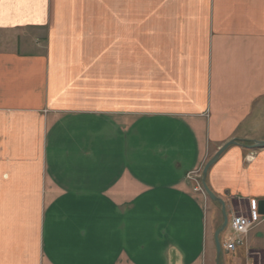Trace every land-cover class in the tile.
<instances>
[{"label":"crops","instance_id":"crops-1","mask_svg":"<svg viewBox=\"0 0 264 264\" xmlns=\"http://www.w3.org/2000/svg\"><path fill=\"white\" fill-rule=\"evenodd\" d=\"M101 2L0 0V264H217L187 175L238 140L207 185L229 221L264 201V0H158L141 55L132 0ZM230 236L221 264H264V216Z\"/></svg>","mask_w":264,"mask_h":264},{"label":"rangeland","instance_id":"rangeland-1","mask_svg":"<svg viewBox=\"0 0 264 264\" xmlns=\"http://www.w3.org/2000/svg\"><path fill=\"white\" fill-rule=\"evenodd\" d=\"M157 3H158V0H132V11H133V16H135V24H134V29H135V33H134V47H135V53L136 54H140L141 55V50L142 47H143V44L146 46V47H152V46H156L157 44V40L159 37H157V29H156V24H142L140 23V18L141 16H153V15H158V11L159 9L157 8ZM109 6H110V2L109 0H102L101 2V8L100 10L99 9H96V12L97 11H101L103 16L105 15H108L109 14ZM87 11H91V9H85ZM143 27H145L146 29H143ZM143 40V42H142ZM143 44H142V43ZM138 57V56H137ZM139 58H141V56H139ZM245 144H252L248 141H245L244 142ZM211 152V150H210ZM211 154V153H210ZM256 154L257 152L254 151V150H249L248 152H246L245 156H244V161L245 163H251L255 160V157H256ZM209 155V153H208ZM209 157H211L209 155ZM207 164V163H206ZM204 165L200 168V169H197L195 171H191L189 173V175L195 177L194 180H195V187H194V190L195 192L197 193H201V191L197 190L196 191V187L201 184V186H203V183H202V179H203V169H204ZM204 195V194H203ZM206 197V200L207 202H209V198L206 195H204ZM235 202V201H234ZM255 203L257 205V210H258V203L257 201H250L248 203V212L246 210L244 211H241V210H235V212L231 213V218H230V221L232 219L233 216H241V215H244L245 217H251L252 216V211H253V206L252 204ZM240 204V200H237L234 204V206H237ZM240 209V208H239ZM262 216V215H261ZM219 224L223 221V218H219ZM259 224L255 225L253 227V229L251 231H253L256 227H258L259 225H261L263 223V216L262 218L259 220ZM250 231V232H251ZM230 233V235H233L231 232V228H230V224L228 225V228L225 229V231L223 233H221V237L224 238V236L227 234V233ZM250 232L248 233V235L250 234ZM247 235V236H248ZM246 236V237H247ZM223 250H224V247H223ZM253 260L255 259V264H259V256L258 254H253L252 253V257H251ZM251 259L249 261V263H251ZM245 262V261H244ZM246 262H248V260H246Z\"/></svg>","mask_w":264,"mask_h":264},{"label":"water","instance_id":"water-1","mask_svg":"<svg viewBox=\"0 0 264 264\" xmlns=\"http://www.w3.org/2000/svg\"><path fill=\"white\" fill-rule=\"evenodd\" d=\"M240 143V141L238 140H231L228 143H226L225 145H223L218 151L217 153L208 161V163L205 165L204 169H203V179H202V183H203V189L205 191V193L207 194V196L212 199L213 201H216L218 203L221 204L222 206V213H223V224L219 227V229L215 232V245H216V250H217V264H221L220 263V258H221V254H222V245H221V241H220V235L221 233H223L225 231V229L228 226V215L226 212V206L225 203L223 202V200L219 199L217 196H215L212 191L209 189L208 185H207V176H208V172L211 169V167L218 161V159L220 158V156L231 146L233 145H238ZM248 149L251 150H256V149H262L264 148V141H253L252 145L250 146H245ZM258 213L262 216H264V201H260L258 203Z\"/></svg>","mask_w":264,"mask_h":264},{"label":"built area","instance_id":"built-area-1","mask_svg":"<svg viewBox=\"0 0 264 264\" xmlns=\"http://www.w3.org/2000/svg\"><path fill=\"white\" fill-rule=\"evenodd\" d=\"M195 177L187 175V179L194 180ZM199 190L202 194L206 195L203 186L199 184L196 187V191ZM253 211L251 217H245L244 215L241 216H233L231 221H229L230 228L232 230V234L229 239L224 243L223 247L226 252L233 253L237 251L238 248L245 246V238L248 233L253 229V227L259 224V220L262 216L258 213L257 205L255 203L252 204Z\"/></svg>","mask_w":264,"mask_h":264},{"label":"bare ground","instance_id":"bare-ground-1","mask_svg":"<svg viewBox=\"0 0 264 264\" xmlns=\"http://www.w3.org/2000/svg\"><path fill=\"white\" fill-rule=\"evenodd\" d=\"M228 220H229V218H228Z\"/></svg>","mask_w":264,"mask_h":264}]
</instances>
